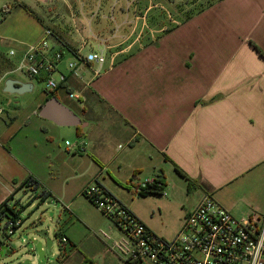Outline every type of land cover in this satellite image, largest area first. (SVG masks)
<instances>
[{
  "label": "crops",
  "instance_id": "1",
  "mask_svg": "<svg viewBox=\"0 0 264 264\" xmlns=\"http://www.w3.org/2000/svg\"><path fill=\"white\" fill-rule=\"evenodd\" d=\"M87 2L92 10L95 4ZM136 4L135 0L97 4L98 13L109 10L114 29L100 20L94 27L93 20L87 18V33L65 34L55 23L50 28L58 50L79 49L86 44L82 51L88 52L105 45L116 55L114 66L94 80V66L84 70L81 80L73 76L67 69L68 54L59 65L58 71L67 80L53 97L81 119L82 126L75 127L73 133L82 137L83 151L75 147L69 152L66 147L71 158L58 163L57 172L45 176L36 171L32 155L28 167L6 149L5 145L25 128L35 131L39 126L47 131L45 125L32 122L35 115L40 118L39 111L49 98L46 92L38 94L27 108L14 110L8 116L9 123L0 118V205L6 202L9 206L19 192L28 195L30 189L52 176L67 186L85 177L71 201L72 205L84 201L78 204L80 209L65 207L68 223L62 224V213L55 221L54 234L61 225L67 242H60L59 247L54 240L51 264H126L111 248L116 241L109 235L104 237L111 242L103 241L93 231L101 212L81 192L94 181L121 203L120 191L136 187L144 178H155L163 167L175 173L174 164L189 178L175 173L193 197L191 205L181 207L176 226H182L205 194L212 195L237 220L251 215L264 217V0H219L181 21L172 20L170 28L156 18L151 24L147 22L148 10L157 6L150 1L131 17L130 9ZM67 7L74 21L87 14L75 6ZM43 31L26 46L38 43ZM25 50L20 47L17 57ZM10 73L0 74V86L5 88V82L15 80L28 87L21 97L34 93L32 81L36 79L22 73L24 78L10 79ZM68 92L80 94L87 107L70 102ZM1 108L0 116L8 114ZM74 109L81 111L85 123ZM117 139L123 143L116 147L118 154L108 146ZM47 151V160L59 156L51 146ZM82 158L87 159L85 170L78 164ZM105 168L108 177L103 173ZM40 196L30 195V209L40 210L37 201L44 205L48 200L41 202ZM42 226L41 219L31 216L26 223L21 220L20 227L28 232L42 229L54 238ZM14 259L15 264L24 260Z\"/></svg>",
  "mask_w": 264,
  "mask_h": 264
},
{
  "label": "rangeland",
  "instance_id": "2",
  "mask_svg": "<svg viewBox=\"0 0 264 264\" xmlns=\"http://www.w3.org/2000/svg\"><path fill=\"white\" fill-rule=\"evenodd\" d=\"M90 1L95 4V7L91 10L88 7ZM118 0H44L43 3H39L36 0H0V58L12 61L14 57H10V51L18 52L19 48H27L26 46L29 41L35 40L38 37V33L42 29H52L53 23L60 27L65 34L75 35L76 31H84L87 33L89 27L87 25L86 18L92 21V25L98 23L106 24L111 29H114L115 23L113 20L109 19V10H102L98 13L96 9L97 4L112 3ZM120 2H126L127 0H119ZM139 4H136L130 9L129 15L132 17L133 12L139 10H144L149 1L157 6H153L148 10L147 22L151 24L153 19L157 21H162L163 24L170 28L173 24H170L172 20L181 21L195 13L202 11L203 9L209 7L219 0H135ZM82 4H86L85 8L82 10ZM9 7V13H3L2 9L4 7ZM76 7V10H81L82 13H87L85 18H79V20H72L70 9L68 7ZM83 8V7H82ZM94 14V15H93ZM106 16V18H104ZM83 21V23L81 22ZM83 25H82V24ZM55 26V27H56ZM85 50L84 52H86ZM15 68V67H14ZM13 68L9 71L12 72ZM8 78H24V76L19 72H12L9 74ZM54 79H58L54 76ZM35 85L34 93L30 95H25L21 97L18 94H9L4 91L5 88L0 86V105L4 107L8 114L0 116L1 119L9 123L10 120L8 116L14 113V110H22L27 108V106L33 101V99L38 95H44L46 90L44 81H39L38 79L32 81ZM6 83V82H5ZM78 107H85V102L77 101L72 99ZM69 102V101H68ZM16 107V108H15ZM87 107V106H86ZM75 110V109H74ZM75 112L81 115V111L76 109ZM83 117V123L86 120ZM32 122L36 124H43L47 128L46 130H40L39 126H35L38 130L31 131L30 128H25L18 132L16 138L5 145L6 149H11L14 155H18V158L30 167L29 156H33L36 160V171L40 172L41 175H48L50 173L57 172L59 170L58 163H61L65 158L69 159L72 153H66L65 142H69L71 145L81 144L82 137L77 136L73 131L75 127H60L48 123L40 119L37 115L32 118ZM112 131V130H111ZM113 132V131H112ZM117 133V132H114ZM114 135V134H113ZM115 136V135H114ZM114 139V138H113ZM122 140H114L113 144L108 145L109 148L114 153H119L117 145H119ZM35 145H37L35 147ZM52 147L59 153V156L53 158L52 160H47L46 153L47 147ZM123 146V143H121ZM84 156V154H83ZM52 163V165H51ZM85 170L84 166L87 164V159H80L79 163ZM45 165V166H44ZM90 168V166H89ZM106 169H103V173L107 176ZM112 171V167L108 169ZM35 171V170H34ZM163 174H165V192L161 196L149 195L147 197H139L134 192L133 188L124 191H120V196H118L121 203L127 206L138 219L147 223V226L152 230L154 234L164 239H172L180 231L181 227L176 226L175 222L179 218L181 213V207L189 206L193 202V197L189 195L192 191H189L187 184L180 179L172 170H168L167 167L161 168ZM80 172V170H79ZM81 173V172H80ZM43 176V177H45ZM108 177V176H107ZM83 177L76 180H72L69 185H65L64 181L57 179L52 176L49 180H44L40 187L30 189L28 195L24 192H19L17 198H15L12 203H9L10 211H5V214L0 215V238H10L11 243L14 247L18 248L27 244L30 236V232L26 229L18 227L13 234H8L7 224L9 219H20L23 223L29 220L37 218L42 220L43 228L49 229L50 233L54 234L55 221L57 217L62 213L63 222L68 223L69 213L64 211L67 209H80V202L76 201L73 205L71 201L75 197V192L84 185ZM146 179V178H144ZM143 179V180H144ZM92 183V182H91ZM124 186H122L123 188ZM125 188V187H124ZM46 189L51 192L53 196H50L45 204H40V210L34 208H29L30 195H41L42 191ZM122 190V189H121ZM128 191V192H127ZM29 196V197H28ZM81 196V195H80ZM82 200H85L81 197ZM48 202H51L48 204ZM35 204V206L37 205ZM8 205V204H7ZM72 205V206H71ZM87 207H84V209ZM93 208V207H92ZM70 211V210H69ZM99 219L93 224L94 233L98 235L99 239L111 242L119 241L122 239L121 232L115 227V225L109 221L106 217L102 216L99 212L97 213ZM151 219V222L148 221ZM66 226V224H65ZM103 231L106 235L111 237V241L106 239L100 232ZM102 234V233H101ZM54 240L56 245L60 247V239L54 234ZM0 264H15L12 258L7 257L5 254L0 255Z\"/></svg>",
  "mask_w": 264,
  "mask_h": 264
},
{
  "label": "built area",
  "instance_id": "3",
  "mask_svg": "<svg viewBox=\"0 0 264 264\" xmlns=\"http://www.w3.org/2000/svg\"><path fill=\"white\" fill-rule=\"evenodd\" d=\"M53 40L52 30L44 29L41 40L29 46L21 56L17 57L14 51L9 53L14 57L12 72L44 81L48 94L66 83V75L58 71L66 54L71 57L67 62L68 71L80 80L84 70L92 66L91 80H94L115 64L116 55L109 53L105 45L84 53L82 49L86 44L79 49L58 50ZM68 97L77 101L82 98L74 92H68ZM65 145L69 152L75 147L84 150L81 144L71 145L66 141ZM154 180L146 179L133 187L136 195ZM81 194L121 232L122 239L114 242L111 248L126 264H264V217L251 215L237 220L210 194H205L186 215L180 231L172 239L154 234L95 181L86 185ZM20 226V219L9 221L8 234H13ZM102 235L106 236L103 232ZM61 242L67 241L62 238Z\"/></svg>",
  "mask_w": 264,
  "mask_h": 264
},
{
  "label": "water",
  "instance_id": "4",
  "mask_svg": "<svg viewBox=\"0 0 264 264\" xmlns=\"http://www.w3.org/2000/svg\"><path fill=\"white\" fill-rule=\"evenodd\" d=\"M19 85V87H16ZM30 87V86H29ZM4 91L9 94H23L28 91L26 85H21L15 80H8L5 83ZM40 118L48 120L60 127H79L82 126L81 119L68 107L61 104L55 97L48 99L39 111ZM162 171L157 172L155 179H162ZM49 204L51 202H48ZM0 255L9 258L20 257L24 260L16 264H51L55 258L54 238L42 229H33L30 232L27 244L21 247H14L10 238H0Z\"/></svg>",
  "mask_w": 264,
  "mask_h": 264
},
{
  "label": "trees",
  "instance_id": "5",
  "mask_svg": "<svg viewBox=\"0 0 264 264\" xmlns=\"http://www.w3.org/2000/svg\"><path fill=\"white\" fill-rule=\"evenodd\" d=\"M3 11H5L6 13H9L10 12V8L7 6V7H4L3 9H2ZM11 68H13L14 69V62L13 61H9V60H6V59H3V58H0V74L1 73H3V72H6V71H9ZM55 91H57V90H54V91H50L49 92V98H51V97H53L54 96V93H55ZM48 98V99H49ZM173 168H174V172L178 175V176H180V177H182V178H185V179H189V178H187L186 177V175L176 166V165H174L173 164ZM36 183V182H35ZM26 184V182H23L21 185L23 186V185H25ZM165 186H166V184H165V181H164V177L162 178V179H156V180H154V182H153V184L152 185H149L147 188H145V189H142L138 194H137V196H139V197H147V196H149V195H155V196H161V195H163L164 194V192H165ZM105 191V190H104ZM105 193L106 194H108L109 196H111L107 191H105ZM41 202H44V201H46L49 197H50V193L49 192H46V191H43L42 193H41ZM112 197V196H111ZM10 211V209H9V207H8V205H7V203L6 202H4V203H2L1 205H0V212L2 213V215H4L5 214V211ZM1 213H0V215H1ZM15 220V218H13V219H9V221H14ZM62 224H64V222L62 223ZM62 226L60 225V228H61ZM60 228L56 231V233H55V236L56 237H59V239H60V242H61V239L62 238H65L62 234H61V232H60ZM17 229V228H16ZM15 229V230H16ZM65 240L67 241V239L65 238ZM62 243V242H61ZM1 245V244H0Z\"/></svg>",
  "mask_w": 264,
  "mask_h": 264
}]
</instances>
